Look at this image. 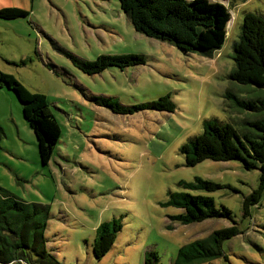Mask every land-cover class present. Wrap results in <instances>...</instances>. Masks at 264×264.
Returning <instances> with one entry per match:
<instances>
[{
	"label": "rangeland",
	"instance_id": "obj_1",
	"mask_svg": "<svg viewBox=\"0 0 264 264\" xmlns=\"http://www.w3.org/2000/svg\"><path fill=\"white\" fill-rule=\"evenodd\" d=\"M211 1L224 5L229 19L223 40L207 56L136 31L119 0H0V9L29 11L19 18L0 16V69L46 94L62 129L44 165L20 99L0 86V185L24 201L49 205L47 248L64 264H145L152 250L158 255V261L150 256L152 264H173L182 245L234 224L240 233L224 242L225 256L199 264H264V193L250 214L243 207L259 185V168L212 159L186 166L180 150L203 132L206 119L229 122L242 134L253 130L248 120L261 117L234 105L226 92L264 97V88L229 77L244 15L264 17V0ZM68 53L82 59L137 53L147 62L87 74ZM87 94L111 96L125 106L170 94L176 109L121 114ZM196 176L224 187L188 190L179 184ZM172 191L212 196L233 217L183 224L172 218L183 210L165 204ZM114 217L123 228L99 260L93 253L96 229Z\"/></svg>",
	"mask_w": 264,
	"mask_h": 264
},
{
	"label": "trees",
	"instance_id": "obj_2",
	"mask_svg": "<svg viewBox=\"0 0 264 264\" xmlns=\"http://www.w3.org/2000/svg\"><path fill=\"white\" fill-rule=\"evenodd\" d=\"M136 31L149 37L169 42L185 53L210 56L224 38L229 19L228 9L211 0H119ZM29 11L20 7L0 9L7 19L24 17ZM87 74H96L110 67L126 69L146 64L143 54L103 53L95 59H82L68 53ZM234 68L229 77L241 84L264 88V17L246 12L239 39L234 43ZM0 86L13 91L20 99L23 114L38 141L41 161L48 165L62 136L61 126L53 114L46 94L29 90L12 74L0 69ZM88 99L106 106L113 112L132 114L144 109L174 112L176 103L170 94L139 105L125 106L111 96L87 94ZM226 97L242 109L260 112L259 118L247 121L253 128L245 133L229 122L206 119L204 130L185 142L180 150L186 166L212 159L214 161L239 160L247 169L259 168L260 181L256 189L244 198V214L261 202L264 193V97L247 99L232 90ZM4 129L0 124V149ZM188 190L215 191L224 187L210 179L196 176L192 181L179 183ZM183 211L172 215L183 224L201 222L209 218H232L227 206L217 207L212 196L189 191H172L165 203ZM50 209L48 204L24 201L0 185V264H64L47 248L46 229ZM234 223H236L234 221ZM170 227V226H169ZM122 219L103 221L97 227L93 253L102 259L113 247L122 230ZM171 228V227H170ZM240 233L237 224L214 230L208 236L182 245L173 264H199L224 257V242ZM158 261L156 251H147L145 264Z\"/></svg>",
	"mask_w": 264,
	"mask_h": 264
}]
</instances>
